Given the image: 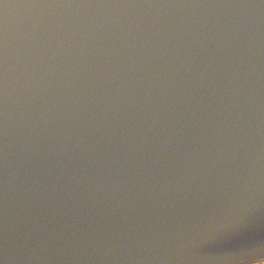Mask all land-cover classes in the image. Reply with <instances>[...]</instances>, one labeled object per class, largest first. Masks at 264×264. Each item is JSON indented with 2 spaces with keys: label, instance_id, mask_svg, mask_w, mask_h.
Here are the masks:
<instances>
[{
  "label": "water",
  "instance_id": "water-1",
  "mask_svg": "<svg viewBox=\"0 0 264 264\" xmlns=\"http://www.w3.org/2000/svg\"><path fill=\"white\" fill-rule=\"evenodd\" d=\"M264 0H0V264H261Z\"/></svg>",
  "mask_w": 264,
  "mask_h": 264
},
{
  "label": "clouds",
  "instance_id": "clouds-1",
  "mask_svg": "<svg viewBox=\"0 0 264 264\" xmlns=\"http://www.w3.org/2000/svg\"><path fill=\"white\" fill-rule=\"evenodd\" d=\"M261 264H264V261H262Z\"/></svg>",
  "mask_w": 264,
  "mask_h": 264
}]
</instances>
